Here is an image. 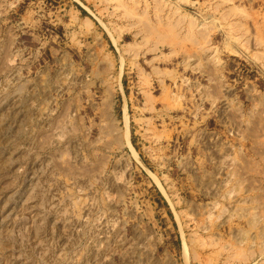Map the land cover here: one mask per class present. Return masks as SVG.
Masks as SVG:
<instances>
[{
  "label": "rangeland",
  "instance_id": "374dc122",
  "mask_svg": "<svg viewBox=\"0 0 264 264\" xmlns=\"http://www.w3.org/2000/svg\"><path fill=\"white\" fill-rule=\"evenodd\" d=\"M262 118L264 0H0V264H264Z\"/></svg>",
  "mask_w": 264,
  "mask_h": 264
},
{
  "label": "bare ground",
  "instance_id": "6f19581e",
  "mask_svg": "<svg viewBox=\"0 0 264 264\" xmlns=\"http://www.w3.org/2000/svg\"><path fill=\"white\" fill-rule=\"evenodd\" d=\"M262 113H263V112H262ZM250 115H251V114H250ZM251 116H252V115H251ZM251 116H250V117H251ZM253 116H254V115H253ZM253 116H252L251 118H253ZM255 116H256V115H255ZM260 117H261V116H260ZM255 118H256V117H255ZM255 118H254V119H255ZM262 119H263V118H262ZM249 120H250V119H249ZM252 120H253V119H252ZM263 120H264V119H263ZM251 122H252V121H250V123H251ZM263 122H264V121H263ZM254 123H255V122H254ZM254 123H253V124H254ZM259 123L261 124V121H260ZM251 124H252V123H251ZM251 124H250V125H251ZM256 124H257V123H256ZM256 124H255V125H256ZM253 126H254V125H252V128H253ZM262 126H263V125H262ZM250 127H251V126H250ZM256 127H257V125H256ZM248 129H249V128H248ZM249 130H250V129H249ZM257 130H258V129H257ZM259 130H260V129H259ZM263 131H264V129H263ZM263 131H262V132H263ZM249 133L251 134L252 132H248V134H249ZM263 133H264V132H263ZM263 133H262V134H263ZM259 134H260V133H259ZM124 136H126V135L124 134L123 137H124ZM252 136H253V135H252ZM261 136H262V135H261ZM127 137H128V136H127ZM263 137H264V135H263ZM263 139H264V138H263ZM263 139H261V140H263ZM127 140H128V139H127ZM127 140H126V141H127ZM263 141H264V140H263ZM127 142H128V141H127ZM261 143H262V142H261ZM262 144H263V143H262ZM263 150H264V149H263ZM244 160H246V159H243V161H244ZM247 161H249V160L247 159ZM249 163H250V162H249ZM246 166H247V164H246ZM250 166H251V165H250ZM251 169H252V167H251ZM247 170H248V169H247ZM248 171H249V170H248ZM241 172H242V171H241ZM243 173H244V172H243ZM252 173H254V172H252ZM252 176H253V175H252ZM251 178H252V177H251ZM245 180H246V179H245ZM248 180H249V179H248ZM250 180H251V179H250ZM255 183H256V182H255ZM255 183H254V184H255ZM252 185H253V184H252ZM255 185H256V184H255ZM257 186H258V185H257ZM252 187H253V186H252ZM229 191H230V190H229ZM253 191H255V190H253ZM163 192H164V191H163ZM261 192H262V191H261ZM227 193H229V192H227ZM256 193H257V192H256ZM256 193H255V194H256ZM255 194H254V195H255ZM259 195H260V194H258V196H259ZM257 199H258V198H257ZM255 204H256V203H255ZM261 213H262V212H261ZM255 216H256V215H255Z\"/></svg>",
  "mask_w": 264,
  "mask_h": 264
}]
</instances>
